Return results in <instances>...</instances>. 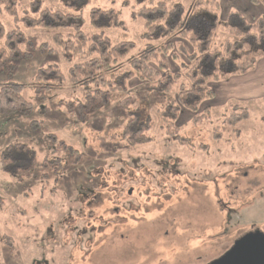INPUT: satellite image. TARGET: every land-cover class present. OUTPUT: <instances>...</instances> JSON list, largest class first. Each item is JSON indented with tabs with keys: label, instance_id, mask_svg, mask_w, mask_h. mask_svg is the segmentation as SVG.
Segmentation results:
<instances>
[{
	"label": "rangeland",
	"instance_id": "obj_1",
	"mask_svg": "<svg viewBox=\"0 0 264 264\" xmlns=\"http://www.w3.org/2000/svg\"><path fill=\"white\" fill-rule=\"evenodd\" d=\"M41 1L53 10L80 12L61 0ZM158 1L187 10L195 0ZM215 2L216 36L221 37H230L232 24L240 25L233 14L242 13L251 23L263 8L248 0ZM97 7L114 9L125 22L126 37L103 31L113 43L126 38L142 46L143 21L132 18L139 8L135 0H91L80 12L86 32L92 31L89 10ZM202 21L194 19L192 28L210 29ZM0 22L6 31L13 28L4 11ZM19 27L26 35L21 51L30 56L16 61L12 76L0 75V87L9 81L21 84L32 112L0 119V154L21 143L31 149L36 165L20 178L0 171V264H210L244 238H264V81L247 89L235 83L264 56L245 75L227 74L211 84L217 90L200 107L199 113L211 110L201 126H193V115L182 111L175 122L177 139L161 129L158 102L145 84L131 80L127 112L136 119L132 126L148 121L152 126L144 133L149 141L132 145L134 140L124 137L128 121L118 103L83 121L68 110L67 103L82 99L84 91L70 84L52 38L69 31ZM163 61L172 72L182 68L167 57ZM50 64L60 68L66 83L40 101L32 77ZM235 105L245 108L247 117L227 125Z\"/></svg>",
	"mask_w": 264,
	"mask_h": 264
},
{
	"label": "trees",
	"instance_id": "obj_2",
	"mask_svg": "<svg viewBox=\"0 0 264 264\" xmlns=\"http://www.w3.org/2000/svg\"><path fill=\"white\" fill-rule=\"evenodd\" d=\"M79 1L80 5L78 0H61L65 8L80 12L91 0ZM249 2L264 7V0ZM135 3L139 8L132 12V18L143 21L141 47L126 38L113 43L104 34L107 29L117 30L126 37L125 22L114 9L91 8L89 26L92 31L86 32L80 12L53 10L43 6L41 0L25 3L0 0V12H6L13 22V28L8 31L0 22V75L12 76L16 61L30 56L21 51L26 35L19 25L29 29L68 30L67 34H55L52 38L67 65L70 84L84 91L82 99L67 103L68 110L83 121L116 102L128 121L125 139L134 140L132 145L143 144L149 141L144 133L152 128L151 123L148 121L134 129L132 125L136 119L127 112L132 100L128 83L137 79L158 102L161 129L177 139L175 122L182 111L193 115V126H201L211 110L206 108L199 113L200 107L215 98L211 84L227 74H246L254 68L257 59L264 56V18L249 23L238 13L233 14L241 21L240 25L232 24L230 37H221L216 36L218 20L212 12V6L216 8L215 0H195L187 10L180 4L168 6L158 0H135ZM197 18H202L210 29L201 32L192 28L191 23ZM173 39L183 41L190 50ZM166 57L179 62L181 70L172 72L163 61ZM207 63L211 66L210 71L204 70ZM65 83L66 77L60 68L50 64L34 73L32 90L38 100L46 101L61 91ZM22 92L23 86L12 81L0 87V119L6 121L32 112V105L24 99ZM233 108L234 113L225 121L227 125H235L247 117L245 108L240 105ZM35 165L33 152L21 143L8 145L0 154V171L11 177L20 178ZM2 205L0 197V207Z\"/></svg>",
	"mask_w": 264,
	"mask_h": 264
},
{
	"label": "water",
	"instance_id": "obj_3",
	"mask_svg": "<svg viewBox=\"0 0 264 264\" xmlns=\"http://www.w3.org/2000/svg\"><path fill=\"white\" fill-rule=\"evenodd\" d=\"M210 264H264V238L247 237Z\"/></svg>",
	"mask_w": 264,
	"mask_h": 264
},
{
	"label": "crops",
	"instance_id": "obj_4",
	"mask_svg": "<svg viewBox=\"0 0 264 264\" xmlns=\"http://www.w3.org/2000/svg\"><path fill=\"white\" fill-rule=\"evenodd\" d=\"M243 1L244 0H239V3H243ZM248 3L250 4L249 0H248ZM244 5H245V2H244ZM259 10H261V12H259L257 15L254 16L255 19L260 18L261 16L264 17V7L260 8ZM240 14H241V16L243 15L242 13H240ZM247 20L252 21L253 19L249 18ZM258 63H259V65H258ZM256 65H258L257 68L253 69L254 71L250 72V74H246V78H244L243 80H238L237 82H235V83H237V86L239 88L247 89V88H249L250 84H255V82H258V81H261V82L264 81V59L259 60ZM234 77H236V76H233L232 78H234ZM214 90H217V89H214ZM242 96L243 97L249 96V92L243 94Z\"/></svg>",
	"mask_w": 264,
	"mask_h": 264
},
{
	"label": "flooded vegetation",
	"instance_id": "obj_5",
	"mask_svg": "<svg viewBox=\"0 0 264 264\" xmlns=\"http://www.w3.org/2000/svg\"><path fill=\"white\" fill-rule=\"evenodd\" d=\"M128 194L131 195V191H129ZM129 195H128V196H129ZM76 231H77V230H76ZM84 231H86V230H84ZM78 236H79V235H78ZM90 240H91V238H88V239H87V242H90ZM43 263H46V262H43ZM46 264H47V263H46ZM147 264H151V263H150L149 261H147Z\"/></svg>",
	"mask_w": 264,
	"mask_h": 264
}]
</instances>
